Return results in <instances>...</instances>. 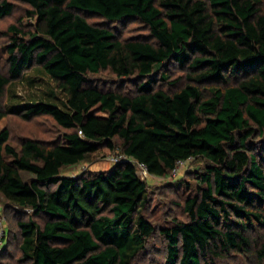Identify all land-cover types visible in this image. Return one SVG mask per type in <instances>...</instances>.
<instances>
[{"label": "trees", "instance_id": "16d2710c", "mask_svg": "<svg viewBox=\"0 0 264 264\" xmlns=\"http://www.w3.org/2000/svg\"><path fill=\"white\" fill-rule=\"evenodd\" d=\"M15 1L31 7L36 23L33 31L9 28L0 116L12 83L40 67L63 105L41 101L16 111L25 110V120L50 116L71 131L60 142L25 139L19 148L9 143L8 129L0 133V197L32 211L18 222L22 260L132 264L156 233L145 217L148 187L134 163L165 177L179 162L203 159L206 188L185 203L190 221L160 230L166 264H213L237 253L264 264V231L250 235L255 223L264 229V166L248 153L250 139L264 135V0ZM15 8L2 0L0 19ZM133 20L150 39L119 38L112 25ZM172 64L188 82L174 91L157 88L156 75L166 82ZM103 71L137 78L136 90L101 89L89 76ZM118 149L128 160L107 171L63 173Z\"/></svg>", "mask_w": 264, "mask_h": 264}, {"label": "rangeland", "instance_id": "374dc122", "mask_svg": "<svg viewBox=\"0 0 264 264\" xmlns=\"http://www.w3.org/2000/svg\"><path fill=\"white\" fill-rule=\"evenodd\" d=\"M2 0H0L1 2ZM15 3V11L12 15L0 19V72L6 73L9 47L12 43L13 34L10 33V26L16 25L25 31H33L35 19H32L28 12L31 7L28 4L9 0ZM87 20L95 25L109 27L110 25L99 16L87 15ZM120 39L127 40L132 37L150 39L148 28L139 20L126 21L123 24L112 25ZM169 79L165 82L160 80L161 72L156 76L157 88L174 91L179 86L186 84V73L176 64L166 68ZM93 83L104 90L128 92L136 90L137 78L131 80L119 79L111 71H103L99 75H90ZM179 80L178 85L174 84ZM143 81V80H139ZM208 87V86H207ZM62 93L56 88V84L40 67L25 71V77L13 82L1 100L2 115L0 116V133L4 129L10 132L9 143L19 148L25 139L41 140L47 143L60 142L65 133L71 132L62 128L50 116L42 115L25 120L18 108L41 101L54 102L63 105ZM248 153L256 157L257 161L264 166V135L259 132L250 139ZM125 160L121 150L109 154L106 157L93 161L82 162L76 166L63 170L69 177L90 175L96 172L107 171L114 167L117 159ZM138 175L147 184L149 205L145 212L146 219L156 228V233L148 241L146 250L139 253L132 264H166V243L160 234L162 227H172L177 223H188L190 218L185 212V203L189 198L200 194L206 185L201 183V175L205 174L208 163L203 159H191L182 165L177 173H169L165 177H157L150 174L138 163H134ZM32 211L14 208V206L0 197V219L3 221L5 230L1 241L0 264H27L22 260L23 253L20 249L22 237L19 231L18 222L28 220ZM38 223L44 219L35 218ZM264 229L259 224L250 232L255 239L263 235ZM213 264H258L251 254L237 253L230 254L217 259Z\"/></svg>", "mask_w": 264, "mask_h": 264}, {"label": "built area", "instance_id": "2783aa9c", "mask_svg": "<svg viewBox=\"0 0 264 264\" xmlns=\"http://www.w3.org/2000/svg\"><path fill=\"white\" fill-rule=\"evenodd\" d=\"M82 134V132H80ZM125 160H128L125 158ZM125 160H122L121 158L117 159V162H120V161H125ZM187 161H184V162H179L176 166V168L172 171L173 173H177L178 172V169L184 165ZM140 166H142L143 168L146 169V167L144 165H141L139 164ZM147 170V169H146ZM4 233H5V230L3 228V221L0 219V250H1V241H2V238L4 236Z\"/></svg>", "mask_w": 264, "mask_h": 264}]
</instances>
